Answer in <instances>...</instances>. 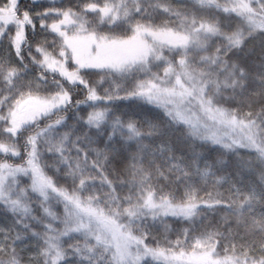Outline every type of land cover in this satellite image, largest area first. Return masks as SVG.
<instances>
[{
    "label": "snow or ice",
    "instance_id": "6c2138e0",
    "mask_svg": "<svg viewBox=\"0 0 264 264\" xmlns=\"http://www.w3.org/2000/svg\"><path fill=\"white\" fill-rule=\"evenodd\" d=\"M0 264H264V0H0Z\"/></svg>",
    "mask_w": 264,
    "mask_h": 264
}]
</instances>
